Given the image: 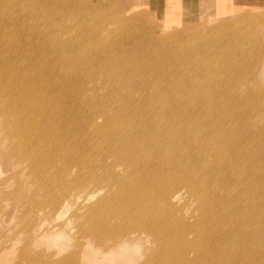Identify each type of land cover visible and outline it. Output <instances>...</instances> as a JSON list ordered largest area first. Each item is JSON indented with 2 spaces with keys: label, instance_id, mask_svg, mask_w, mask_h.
Masks as SVG:
<instances>
[{
  "label": "bare ground",
  "instance_id": "bare-ground-1",
  "mask_svg": "<svg viewBox=\"0 0 264 264\" xmlns=\"http://www.w3.org/2000/svg\"><path fill=\"white\" fill-rule=\"evenodd\" d=\"M10 1L0 4L7 8ZM130 53L137 61L136 52ZM136 61L123 64L114 54L102 66L107 72L104 77L120 85L112 90L119 101L122 98L118 108L81 109L79 97L76 106L57 103L65 94L62 72L66 68H58L57 83L46 78L47 67L34 76L37 67L32 62L11 66L0 62V132H4L0 138V225L22 221L24 229L15 233L26 236V246L46 237L49 242L51 234L73 240L76 250L70 255L54 261L48 254L40 264H85L86 253L100 254L99 261L106 264H116L114 260L128 264L133 260L127 254L129 246L144 252L141 264H225L226 257L231 264H264V225L258 226L264 221L259 214L262 207L264 212V159L241 147L239 135L217 134L211 123L198 117L184 115L181 122H174L163 111L167 106L159 103L163 95L155 90L159 86L153 84L151 71ZM139 76H144V84L136 88ZM133 88L152 95L143 102L132 101ZM62 122L75 124L62 130ZM73 133L80 136L63 137ZM175 159L185 167L173 166ZM22 165L30 176L28 192L36 178L48 192L55 189L52 180L60 189L74 191L38 201L20 194L22 185L17 181V188L4 190L6 180L25 175ZM82 172L88 173L89 181L107 188L104 195L82 215L74 211L67 221L46 224L51 214H59L58 207H67L66 199L77 203L88 199L92 192H81L88 183L87 178H79ZM202 185L210 187L209 193ZM181 189L184 199L180 202ZM192 202L195 219L182 214ZM183 217L196 222H184ZM244 245L254 247L250 249L253 258L243 256ZM51 246L40 252L46 248L48 252ZM13 247L12 239L0 240V252L14 251ZM189 250H193L192 258L186 255Z\"/></svg>",
  "mask_w": 264,
  "mask_h": 264
},
{
  "label": "rangeland",
  "instance_id": "rangeland-1",
  "mask_svg": "<svg viewBox=\"0 0 264 264\" xmlns=\"http://www.w3.org/2000/svg\"><path fill=\"white\" fill-rule=\"evenodd\" d=\"M242 11L239 9L234 15L223 18L207 16L196 23L172 26L169 17L159 21L152 13L123 6L114 0H13L7 8L0 4V62L10 66L32 62L37 67L34 76L47 67L46 78L57 83L60 81L58 68H66L62 72L65 94L57 103L76 106L75 98L79 97L77 104H80V109L108 105L118 108L122 98L119 101L112 90L120 89V85L104 77L107 72L102 66L114 54L119 55L123 64L131 59L135 62V56L130 53L134 51L136 62H142L145 69L151 71L153 84L159 86L155 90L163 95L159 103L167 106L163 111L168 112L174 122H181L184 115L198 117L211 123L217 134L225 131L239 135L238 144L253 150L263 160L264 33L259 20L250 11ZM99 53L101 56L97 57ZM143 77L137 78L136 88L143 86ZM131 90L132 101L143 102L152 95L148 90ZM187 109L189 111L185 113ZM69 124L75 122H62L59 127L64 130ZM3 135L1 131L0 138ZM74 136L80 135L73 133L63 137L73 139ZM174 161L173 166L179 164L185 167V163ZM109 162L110 159H107L106 164ZM59 164L58 161L56 165ZM23 169L24 165L21 170L25 175L6 180L2 185L4 190L17 188V181L22 185V192L18 190L20 194L38 201L66 197L68 192L74 191L70 188L62 190L59 183L52 180L50 183L55 189L48 192L38 178L35 181L30 178L33 183L28 192L29 173ZM257 171L260 172L261 168ZM97 173H101V169ZM79 178H87L88 182L81 192H92L88 195L94 197L89 199L88 196L84 203L66 199L67 207H58L59 214H51L45 220L46 224L62 223L75 213L82 215L106 192L103 184L88 180V173H80ZM202 188L209 193V186L202 185ZM179 194L181 202L184 199L183 189ZM262 208L259 214L264 217ZM182 214L195 219V203L183 209ZM185 217L182 218L184 222H196ZM259 225L263 226L264 221ZM23 229L24 223L18 219L0 225V240L8 238L14 242V251L0 252V264H40V259L48 254L56 261L76 250L69 236L65 240L52 234L49 235V242L46 237L36 245L26 246V236H16L15 233ZM50 243L53 246L48 252H44L47 248L40 252ZM244 248L243 256L253 258L254 253L250 249L254 247L244 245ZM127 254L133 259L128 264H141L145 260L144 252L138 247L129 246ZM186 255L192 258L193 250L187 251ZM99 257L100 254L93 256L86 253L85 264L108 262L99 261ZM230 260L226 257L225 264H231ZM114 261L121 264L118 260Z\"/></svg>",
  "mask_w": 264,
  "mask_h": 264
},
{
  "label": "crops",
  "instance_id": "crops-1",
  "mask_svg": "<svg viewBox=\"0 0 264 264\" xmlns=\"http://www.w3.org/2000/svg\"><path fill=\"white\" fill-rule=\"evenodd\" d=\"M123 6L152 13L159 21L169 17L172 26L196 23L203 17L223 18L250 11L264 33V0H114ZM264 75V60L262 66Z\"/></svg>",
  "mask_w": 264,
  "mask_h": 264
}]
</instances>
